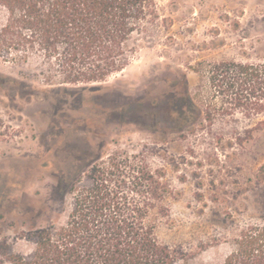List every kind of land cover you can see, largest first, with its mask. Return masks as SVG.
Wrapping results in <instances>:
<instances>
[{
	"label": "rangeland",
	"instance_id": "374dc122",
	"mask_svg": "<svg viewBox=\"0 0 264 264\" xmlns=\"http://www.w3.org/2000/svg\"><path fill=\"white\" fill-rule=\"evenodd\" d=\"M154 1L150 37L103 83L46 86L33 59H0L2 248L28 252L30 232L62 225L71 185L114 154L174 190L156 235L186 264H221L242 228L264 223V131L249 136L256 121L240 111L206 121L197 91L204 103L209 91L192 71L263 59L264 0Z\"/></svg>",
	"mask_w": 264,
	"mask_h": 264
},
{
	"label": "trees",
	"instance_id": "16d2710c",
	"mask_svg": "<svg viewBox=\"0 0 264 264\" xmlns=\"http://www.w3.org/2000/svg\"><path fill=\"white\" fill-rule=\"evenodd\" d=\"M157 20L154 0H0V59L19 65L33 59L46 86L103 83L129 66ZM192 71L209 91L205 103L197 91L206 121L218 112L240 111L256 121L246 130L249 136L264 131V58L202 62ZM117 159L114 154L94 164L71 185V207L62 225L30 232L28 252L0 246V262L186 264L179 247L156 235L159 219L169 217L174 190L161 172ZM124 174L130 180L121 179ZM221 264H264V223L242 228Z\"/></svg>",
	"mask_w": 264,
	"mask_h": 264
}]
</instances>
